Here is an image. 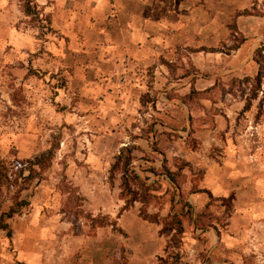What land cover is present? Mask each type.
<instances>
[{"label":"rangeland","instance_id":"374dc122","mask_svg":"<svg viewBox=\"0 0 264 264\" xmlns=\"http://www.w3.org/2000/svg\"><path fill=\"white\" fill-rule=\"evenodd\" d=\"M24 1L12 0L8 9H5L4 0H0V169L3 181L4 170L10 181L0 190V215L13 205L15 196L25 183L22 177L27 172L22 176L15 171V167L21 166V162L33 161L52 147L57 148L43 178L35 180L28 189L21 191L20 199L28 201L29 205L7 220L12 235L8 236L7 231L0 229V264H171L173 260L168 257L176 252V247H179L181 264H212L215 260L232 259L236 251L233 248L224 250L221 237L228 234L227 225L236 210L235 199L230 204H227L229 201L216 200L209 209L205 210V204L196 212L187 201L196 189L186 183L190 175L185 171L191 174L194 172L190 166L183 171V190L176 188L178 196L172 203L170 196L174 189L162 175L166 176V170L175 172L184 163L182 159H173L172 166L167 164L156 169V173L147 167L135 170L147 185L154 184L159 189L151 192L156 197L145 205L141 202L134 203L129 209L132 213L128 218L123 217L127 211L119 214L125 204L122 199L123 206L119 210L115 209L114 214H109V209L113 207L112 198L119 197L121 193L119 175L113 186L109 183L110 168L118 153L115 156L100 154L108 146L107 142L100 143L98 152H95L94 142L96 136L116 129H111L114 126L112 121L120 107L113 98L104 99L106 95L101 90L102 86L98 92L96 77L92 72L83 70L84 68L76 69L65 63L62 67L59 58L55 67L48 68L49 59L47 55H42V60L36 64L37 68L33 69V62L37 61L36 54H48V43L53 35H50L52 30L49 28L48 18L42 13L37 0L34 3L39 14L35 17L23 13ZM256 7L264 9L263 6ZM24 37L31 40L28 42L30 48L25 58H18V46L24 47L21 44ZM182 49L179 48L180 56ZM190 52V48L183 49L185 62L179 58L183 68L172 72L170 79L187 78L196 72L188 58ZM5 56L9 58L5 59ZM173 65L176 67V63ZM80 79L85 84H81ZM192 80L195 78L190 79L186 94L190 93ZM219 80L216 88L193 96L190 106H187L190 112L202 118L203 114L209 117L220 114L224 107L216 105L219 104L217 98L225 102L229 95L232 99H240L246 103L250 86L243 91L237 85L239 80ZM170 95L179 96L175 93ZM145 98L146 103L140 109V119L147 122L144 129L149 130L156 116L147 105V102L153 100L152 97ZM206 103L212 106L208 108ZM153 105L156 109V104ZM252 105L249 110L243 108L238 118L245 117ZM263 114L264 107L262 113H259L257 105L254 123L261 121ZM127 130H123L128 136L124 144H134L135 136L131 129ZM250 130L253 131L254 128ZM189 143L196 147L193 140ZM151 145L153 148H160L159 141ZM91 152L104 160L102 170L84 167ZM136 159L135 156L133 168ZM259 173L264 178V168ZM193 174L195 180L202 177L201 172ZM262 182L264 183V179ZM94 184L100 186V195L105 196V202L104 197L99 202L104 203L100 211L91 206L96 197L91 192ZM83 190H88L93 196L83 194ZM258 190L264 194V185ZM179 193L184 194V200L192 207L191 210L179 203ZM253 206L257 211L255 215H258L256 224L251 227L258 233H249L251 239L244 244L249 248L237 251L239 255L236 259L242 260L244 264H264V199L255 201ZM141 211L149 215L159 214L161 219L179 212L185 229L182 241L178 244L170 243L168 233H160L162 225L158 224V230L155 223L144 222L140 216ZM200 213L205 215V221L210 222L205 229H200L195 222ZM88 214L93 217L102 215L108 221H116L127 233V237L114 230L111 225H91L86 217ZM212 227L218 234L213 232ZM215 247L220 249V254L215 252Z\"/></svg>","mask_w":264,"mask_h":264},{"label":"crops","instance_id":"0c3cea01","mask_svg":"<svg viewBox=\"0 0 264 264\" xmlns=\"http://www.w3.org/2000/svg\"><path fill=\"white\" fill-rule=\"evenodd\" d=\"M256 1L259 7L264 8V1ZM11 2L4 0V8L8 9ZM254 2L37 0L48 18L53 37L48 43V54H36L33 69L37 68L42 55L49 59L48 68L55 67L58 58L62 67L65 63L76 69L84 68L96 77L98 92L102 86L101 90L106 95L104 99L113 98L120 107L112 121L114 126L111 129H116L96 136L95 152H98L100 143L107 142L108 146L100 154L115 156L121 146L126 145L124 141L128 136L123 130L131 129L137 146L134 151L137 157L135 170H144L145 167L159 169L167 164L172 166V160L178 158L189 163L193 173H202V177L195 180L193 173L185 171L190 175L186 183L197 185L198 191L192 192L187 200L196 212L209 202L208 195L203 192L205 190L215 199H226L234 194L236 210L227 225L228 234H223L221 240L224 250L233 248L236 253L232 259L215 260L212 264H244L236 259L237 251L249 248L244 245L251 239L249 233H258L251 225L256 224L258 215H255L257 211L253 204L264 199V194L258 190L264 185V178L259 173L264 168V114L261 121L254 123L258 100L253 102L245 117L238 118L245 104L228 94L225 102L217 98L219 104L216 105L224 107L220 114L213 117L203 114L202 118L190 112L177 95L170 94L186 95L192 77L195 78L196 89L205 91L216 88L219 79L241 80L257 75L258 65L253 57L255 50L264 43V16H236L237 31L245 41L229 54L211 51L223 44L231 45L233 37L229 25L233 16L238 11L250 10ZM21 40L24 47L18 46V58H25L30 39L24 37ZM179 48L191 49L188 58L196 72L187 78L174 80L169 75L183 68L179 58L184 62L186 59L183 49L180 56ZM80 82L85 84L83 79ZM147 96H151L156 104L155 109L153 100L147 102L148 109L156 116L151 124L154 125L153 132L145 130L147 122L140 119V109L144 107L146 102L143 101ZM211 106L206 103V107ZM190 140L196 143V147L190 145ZM155 141H159L160 148L152 147ZM103 161L91 152L84 167L102 170ZM162 177L168 181L166 176ZM83 191L87 196H96L91 206L100 211L104 203L99 202L103 197L105 202V196L99 192L100 186L94 184L93 195L88 190ZM123 204L120 197L112 198L113 207L109 214H114ZM131 213L129 210L123 217L128 218ZM154 225L160 230L158 224ZM212 229L218 234L214 227ZM214 250L220 254V249L215 247Z\"/></svg>","mask_w":264,"mask_h":264},{"label":"trees","instance_id":"16d2710c","mask_svg":"<svg viewBox=\"0 0 264 264\" xmlns=\"http://www.w3.org/2000/svg\"><path fill=\"white\" fill-rule=\"evenodd\" d=\"M254 6L250 10H244V11H238L233 16L232 24L230 25L231 35L233 37V44L230 46H222L220 48L211 49L212 52H226L229 54L230 52L237 50L245 41V37L237 31L236 23H235V17L240 15H256V16H264V12L257 9V1L255 0ZM23 11L27 16L35 17L37 14H39V11L36 9V5L34 3V0H25L24 4L22 5ZM253 60L258 65V73L254 77H245L237 82L238 87L243 88L242 90H247V87L249 88V94L245 98V107L244 110H249L252 102L254 100H259L258 108L259 113H262L263 107H264V43H262L254 52ZM170 68V64H169ZM220 82V80L217 81V83ZM195 80H192L191 82V90L189 94H186L184 96H178L177 97L182 100L187 106H190V101L194 99L193 96L195 95H201L203 92H208L209 89L205 91H199L195 89ZM243 86V87H242ZM171 97V96H170ZM145 102V100L143 101ZM152 102V101H151ZM153 100V104H154ZM153 107H155L153 105ZM149 130L151 132L154 131V125H152ZM57 147H52L45 153L41 154L40 156H37L33 161H26L21 162V166L18 165L15 167V171H18L19 174L23 176V174L26 173L22 177L23 181L25 182L24 185L20 188L17 195L14 198V203L12 206H10L9 210L5 213H2L0 215V229L7 231L8 236L12 235V229L10 224L7 222L8 219L13 218L15 215L21 212V210L29 205V202L23 199H20L21 191L26 190L30 187V185L35 180H41L43 178V175L47 171V169L50 166V163L53 161V158L55 156V149ZM137 149V146L135 144H127L126 146L122 147L119 151V153L114 158V163L111 165L110 168V175H109V183L110 186H113L116 180V176H120V199L124 200L125 204L120 209L119 214H122L125 211H128L130 207L134 205L136 202H141L144 205L147 203H150L151 199L156 197L155 195H152L151 192L159 190L157 187L152 185H147L146 181L143 180L140 175L135 171L133 168V161L135 160L134 151ZM179 160V159H177ZM182 165H177V170L175 172L167 171L166 170V177L168 178V181L171 185V187L174 189V193L171 194V202L173 203L178 194L176 192L179 188L182 190V186L185 183V175L183 174V171L185 168H190V164L186 163L185 161ZM4 166H6V163H4ZM5 169V168H4ZM7 169V168H6ZM151 171L153 173H156L157 170L155 168H152ZM4 182V183H3ZM6 182V183H5ZM10 181H8L7 173L4 170V181H3V175L2 170L0 169V190L5 188V186L8 185ZM193 187H196V189L193 190V192H197V185H193ZM160 188V187H159ZM208 195L209 202L207 203L205 210L209 209L212 202L216 200H220L222 202L229 201L227 204L232 203V201L235 199L234 194H231L228 198H222V199H215L212 194L209 191H203ZM185 196L182 193L180 196L179 203H182L183 206L186 208L188 207L190 210L192 207L189 204H186L185 202ZM223 206L225 204L223 203ZM189 210V211H190ZM82 212V211H81ZM140 216L144 221H148L150 223L155 224H161L162 229L160 230V233L167 232L170 236V243L178 244L182 241L183 234L185 233L184 225H183V217L180 216L179 213H173L169 215L168 217L161 219L159 214L155 215H149L148 213L140 212ZM205 215L198 214L196 216V224L200 229H205L206 226L210 225L208 221H205L203 219ZM90 222L91 225H99V226H106L111 225L112 228L119 233L123 234L125 237H127V233L117 225L116 221H108V219L104 216H95L93 217L91 214H88L86 216ZM176 252H173L168 258L170 260H173L171 264H181V257L179 254V247H176ZM166 264V263H164Z\"/></svg>","mask_w":264,"mask_h":264}]
</instances>
